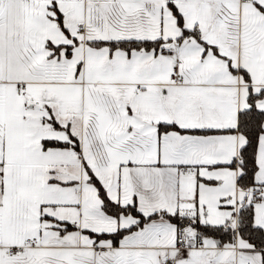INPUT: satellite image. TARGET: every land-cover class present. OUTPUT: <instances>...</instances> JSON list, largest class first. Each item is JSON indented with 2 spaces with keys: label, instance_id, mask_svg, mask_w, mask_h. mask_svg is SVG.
Wrapping results in <instances>:
<instances>
[{
  "label": "snow or ice",
  "instance_id": "1",
  "mask_svg": "<svg viewBox=\"0 0 264 264\" xmlns=\"http://www.w3.org/2000/svg\"><path fill=\"white\" fill-rule=\"evenodd\" d=\"M0 264H264V0H0Z\"/></svg>",
  "mask_w": 264,
  "mask_h": 264
}]
</instances>
